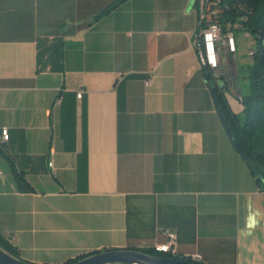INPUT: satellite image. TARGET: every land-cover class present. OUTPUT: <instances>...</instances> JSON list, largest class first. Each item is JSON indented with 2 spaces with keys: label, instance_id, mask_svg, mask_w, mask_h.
Wrapping results in <instances>:
<instances>
[{
  "label": "crops",
  "instance_id": "crops-1",
  "mask_svg": "<svg viewBox=\"0 0 264 264\" xmlns=\"http://www.w3.org/2000/svg\"><path fill=\"white\" fill-rule=\"evenodd\" d=\"M114 2L0 0V234L30 264L167 232L192 262L264 264V190L208 86L243 111L237 55L212 85L194 0Z\"/></svg>",
  "mask_w": 264,
  "mask_h": 264
},
{
  "label": "trees",
  "instance_id": "trees-1",
  "mask_svg": "<svg viewBox=\"0 0 264 264\" xmlns=\"http://www.w3.org/2000/svg\"><path fill=\"white\" fill-rule=\"evenodd\" d=\"M124 1L115 0L105 12L117 7ZM211 1L215 2L216 21L221 25L223 32L229 29L233 32L234 30L242 33L248 32L257 43L253 56L254 62L252 66L248 67L249 92L241 95L243 111L240 114H234L231 111L219 84L216 83L211 91L230 125L240 151L255 165L256 171L249 167L257 177L260 188L264 190V0ZM197 4L198 0L195 1V6ZM203 71L208 79L214 76V72L211 69L203 67ZM15 177L21 190H32V187L26 183L22 174L16 172ZM0 248L13 257L19 258L17 248L1 234ZM142 252L159 257L181 259L191 264H203L201 262H192V260L181 257L178 254L172 256L157 252L154 248L145 249ZM94 254L96 253L81 256L68 261L66 264L75 263Z\"/></svg>",
  "mask_w": 264,
  "mask_h": 264
},
{
  "label": "built area",
  "instance_id": "built-area-1",
  "mask_svg": "<svg viewBox=\"0 0 264 264\" xmlns=\"http://www.w3.org/2000/svg\"><path fill=\"white\" fill-rule=\"evenodd\" d=\"M195 7L199 14V24L194 37L193 47L198 51L199 61L202 68L211 69L216 73L215 77L220 78V51L229 53L235 57L238 53L234 32L230 29L223 32L221 25L216 21L215 2H212L211 0H198V4ZM243 36L245 38H251V35L248 32H243ZM248 53L249 56L253 57L255 50L250 49ZM150 82V80H147L146 84L149 85ZM77 97L80 99L82 93H78ZM61 102L62 98L59 97L56 100V104H60ZM9 139V130L6 128L2 129L0 131V144L8 142ZM167 236V242L156 245L154 249L157 252L176 256L178 254L176 248V235L172 232H167ZM193 259L194 261L199 262L202 258L200 256H195Z\"/></svg>",
  "mask_w": 264,
  "mask_h": 264
},
{
  "label": "water",
  "instance_id": "water-1",
  "mask_svg": "<svg viewBox=\"0 0 264 264\" xmlns=\"http://www.w3.org/2000/svg\"><path fill=\"white\" fill-rule=\"evenodd\" d=\"M195 1L196 0H194V5H195ZM208 86L212 90L211 85L208 84ZM214 104H215V108L218 113V116L225 128V131L234 149L243 158V160L252 169L256 171L257 169L255 165L252 163V161L249 160L240 151L238 144L235 141L232 130L230 128V125L224 113L222 112L219 104L215 101V99H214ZM0 264H30V263H27L21 260L20 258L13 257L12 255L4 251L2 248H0ZM72 264H191V263L185 260H181V259L150 255L142 251H136V250H110V251L96 253L94 255L88 256Z\"/></svg>",
  "mask_w": 264,
  "mask_h": 264
},
{
  "label": "rangeland",
  "instance_id": "rangeland-1",
  "mask_svg": "<svg viewBox=\"0 0 264 264\" xmlns=\"http://www.w3.org/2000/svg\"><path fill=\"white\" fill-rule=\"evenodd\" d=\"M234 35L237 41L238 54L237 60L240 66V75H239V86L242 94L249 92V82H248V67L252 66L254 58L249 56V50L257 48V43L254 38H245L243 33L237 30H234ZM254 56V55H253ZM212 85L215 84L214 76L210 78Z\"/></svg>",
  "mask_w": 264,
  "mask_h": 264
},
{
  "label": "bare ground",
  "instance_id": "bare-ground-1",
  "mask_svg": "<svg viewBox=\"0 0 264 264\" xmlns=\"http://www.w3.org/2000/svg\"><path fill=\"white\" fill-rule=\"evenodd\" d=\"M253 55H254V53H253Z\"/></svg>",
  "mask_w": 264,
  "mask_h": 264
}]
</instances>
